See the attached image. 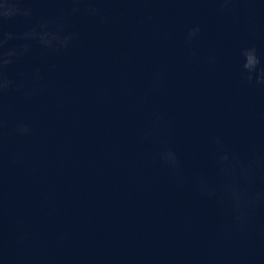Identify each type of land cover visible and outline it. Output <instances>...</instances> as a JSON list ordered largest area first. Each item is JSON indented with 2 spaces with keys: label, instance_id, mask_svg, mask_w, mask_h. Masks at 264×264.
<instances>
[{
  "label": "water",
  "instance_id": "water-1",
  "mask_svg": "<svg viewBox=\"0 0 264 264\" xmlns=\"http://www.w3.org/2000/svg\"><path fill=\"white\" fill-rule=\"evenodd\" d=\"M25 5L33 16L10 22V30L72 7L70 0ZM101 6L107 24L73 18L80 37L70 51L44 54L33 45L10 68L19 79L40 65L49 86L0 102V264H264V210L260 231L225 235L216 206L159 160L160 136L143 137L151 114L162 112V135L185 175L211 173L216 136L238 151L252 138L264 144V87L242 79L240 55L255 45L264 64V0L238 4L235 15L218 12L213 0ZM195 25L200 32L189 43ZM157 72L160 87L145 96ZM18 121L33 134H16Z\"/></svg>",
  "mask_w": 264,
  "mask_h": 264
},
{
  "label": "clouds",
  "instance_id": "clouds-1",
  "mask_svg": "<svg viewBox=\"0 0 264 264\" xmlns=\"http://www.w3.org/2000/svg\"><path fill=\"white\" fill-rule=\"evenodd\" d=\"M72 7L64 10L59 19H42L38 24L25 26L23 31L16 32L8 28L10 22L23 17L30 19L34 9L25 5V0H0V102L6 94L23 90L25 97H34L48 88L44 68L34 65L27 78H17L10 74V68L28 57L33 45H38L44 54H59L70 51L79 39V31L71 28L73 18L85 16L103 25L109 23L111 17L101 5L107 0H70ZM220 13L238 12L237 5H250L255 0H213ZM249 12L253 9L248 8ZM200 32L199 25L190 28L186 40L191 43ZM241 76L250 85L264 87V64L255 45L241 49ZM209 64L216 58L209 56ZM55 64L49 66L54 71ZM18 73V77H23ZM163 73L157 72L151 87L145 96L156 92ZM2 103H0V153L3 151L5 131ZM168 127L162 112H153L149 123L145 126V140L160 136L161 149L159 160L167 166L181 184H190L191 188L202 200L211 202L224 217L221 225L225 235H252L260 231L257 226L258 214L264 210V144L252 138L248 147L238 151L225 143L222 136H216L212 143V171L194 170L185 175L181 160L176 151L168 146L162 133ZM14 131L20 136H31L34 129L29 123L18 121ZM20 157H17L19 160ZM264 236V231H260Z\"/></svg>",
  "mask_w": 264,
  "mask_h": 264
}]
</instances>
